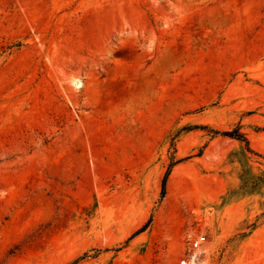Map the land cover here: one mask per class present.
I'll use <instances>...</instances> for the list:
<instances>
[{"label": "rangeland", "instance_id": "374dc122", "mask_svg": "<svg viewBox=\"0 0 264 264\" xmlns=\"http://www.w3.org/2000/svg\"><path fill=\"white\" fill-rule=\"evenodd\" d=\"M246 171L264 0H0V264H264Z\"/></svg>", "mask_w": 264, "mask_h": 264}, {"label": "trees", "instance_id": "16d2710c", "mask_svg": "<svg viewBox=\"0 0 264 264\" xmlns=\"http://www.w3.org/2000/svg\"><path fill=\"white\" fill-rule=\"evenodd\" d=\"M192 129L206 130V131L212 133L213 135H219L221 137H227V138L233 139L235 141L241 142L242 144H244V146L247 149L248 153L254 154V152L249 150L247 140L243 137V135L238 133V131L236 129L228 131V132H217V131H212V130H210L209 128H207L205 126H202V127L193 126L191 128H188L187 131L192 130ZM177 163L178 162L170 161V163L168 164L167 170H166L165 174L163 175V177L161 179V182H160V198H163V196H164L165 182H166V179H167V177L169 175L170 169L174 165H176ZM244 175L246 176V180L248 181V183L250 185H252L251 187L259 185V184L264 185V173H261L259 175H254V174H251V173L246 171V173ZM149 221H150V219L139 230H137L132 235V237L142 233L146 229L147 224L149 223ZM84 257H85V254H83L80 258H77V259L80 260V259H83ZM73 263H75V262H73Z\"/></svg>", "mask_w": 264, "mask_h": 264}, {"label": "built area", "instance_id": "2783aa9c", "mask_svg": "<svg viewBox=\"0 0 264 264\" xmlns=\"http://www.w3.org/2000/svg\"><path fill=\"white\" fill-rule=\"evenodd\" d=\"M206 242V239H205V236L203 235H200V236H197L193 239H190L188 241V249L190 251H196V250H200L201 247L203 246V244H205ZM192 255L191 254L190 256L188 257H182L180 260H179V264H191L190 263V259L192 258Z\"/></svg>", "mask_w": 264, "mask_h": 264}, {"label": "bare ground", "instance_id": "6f19581e", "mask_svg": "<svg viewBox=\"0 0 264 264\" xmlns=\"http://www.w3.org/2000/svg\"><path fill=\"white\" fill-rule=\"evenodd\" d=\"M126 11H127V10H126ZM125 13H127V12H125ZM74 86H75V87H80V85H79V81L76 82V83L74 84ZM203 254H205L204 251H201V250H196V251H194V253H193V255H192V258L190 259V263H191V264H206L205 261H199L200 256L203 255Z\"/></svg>", "mask_w": 264, "mask_h": 264}]
</instances>
